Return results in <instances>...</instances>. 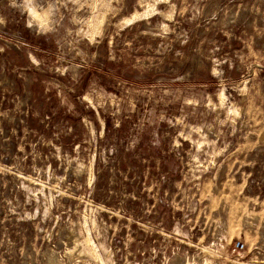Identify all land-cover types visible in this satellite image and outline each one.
<instances>
[{
    "label": "rangeland",
    "instance_id": "1",
    "mask_svg": "<svg viewBox=\"0 0 264 264\" xmlns=\"http://www.w3.org/2000/svg\"><path fill=\"white\" fill-rule=\"evenodd\" d=\"M0 264H264V0H0Z\"/></svg>",
    "mask_w": 264,
    "mask_h": 264
},
{
    "label": "built area",
    "instance_id": "2",
    "mask_svg": "<svg viewBox=\"0 0 264 264\" xmlns=\"http://www.w3.org/2000/svg\"><path fill=\"white\" fill-rule=\"evenodd\" d=\"M236 248H237V249H242V248H243V245L240 244V243H237V244H236Z\"/></svg>",
    "mask_w": 264,
    "mask_h": 264
},
{
    "label": "bare ground",
    "instance_id": "3",
    "mask_svg": "<svg viewBox=\"0 0 264 264\" xmlns=\"http://www.w3.org/2000/svg\"><path fill=\"white\" fill-rule=\"evenodd\" d=\"M38 18H39V16L38 15H36ZM40 20V19H39ZM42 21V20H41Z\"/></svg>",
    "mask_w": 264,
    "mask_h": 264
}]
</instances>
